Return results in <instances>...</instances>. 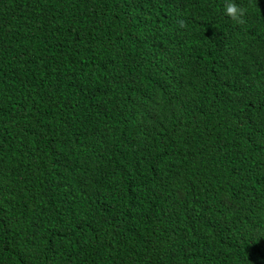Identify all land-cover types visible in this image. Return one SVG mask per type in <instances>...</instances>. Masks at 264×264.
<instances>
[{
  "label": "trees",
  "instance_id": "16d2710c",
  "mask_svg": "<svg viewBox=\"0 0 264 264\" xmlns=\"http://www.w3.org/2000/svg\"><path fill=\"white\" fill-rule=\"evenodd\" d=\"M0 0V264H264V0Z\"/></svg>",
  "mask_w": 264,
  "mask_h": 264
},
{
  "label": "clouds",
  "instance_id": "9594fccd",
  "mask_svg": "<svg viewBox=\"0 0 264 264\" xmlns=\"http://www.w3.org/2000/svg\"><path fill=\"white\" fill-rule=\"evenodd\" d=\"M226 14L231 16L233 20L241 21V18L245 14V9L239 7L236 3L232 2V0H229V2L226 4L225 8Z\"/></svg>",
  "mask_w": 264,
  "mask_h": 264
}]
</instances>
